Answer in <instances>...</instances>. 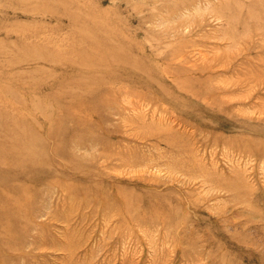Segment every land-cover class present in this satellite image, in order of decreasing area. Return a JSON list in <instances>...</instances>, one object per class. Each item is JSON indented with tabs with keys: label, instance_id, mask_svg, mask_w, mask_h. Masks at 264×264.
<instances>
[{
	"label": "rangeland",
	"instance_id": "obj_1",
	"mask_svg": "<svg viewBox=\"0 0 264 264\" xmlns=\"http://www.w3.org/2000/svg\"><path fill=\"white\" fill-rule=\"evenodd\" d=\"M0 264H264V0H0Z\"/></svg>",
	"mask_w": 264,
	"mask_h": 264
}]
</instances>
